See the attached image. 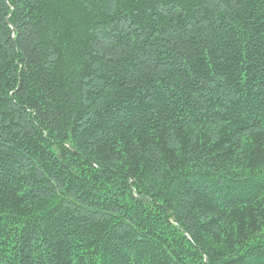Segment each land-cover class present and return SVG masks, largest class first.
Wrapping results in <instances>:
<instances>
[{"label":"trees","instance_id":"16d2710c","mask_svg":"<svg viewBox=\"0 0 264 264\" xmlns=\"http://www.w3.org/2000/svg\"><path fill=\"white\" fill-rule=\"evenodd\" d=\"M0 264H264V0H0Z\"/></svg>","mask_w":264,"mask_h":264}]
</instances>
